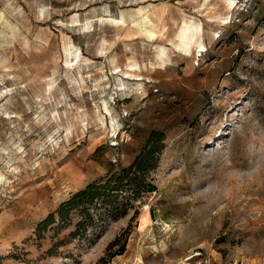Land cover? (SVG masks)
Returning a JSON list of instances; mask_svg holds the SVG:
<instances>
[{"label":"rangeland","instance_id":"rangeland-1","mask_svg":"<svg viewBox=\"0 0 264 264\" xmlns=\"http://www.w3.org/2000/svg\"><path fill=\"white\" fill-rule=\"evenodd\" d=\"M148 141L156 190L47 254L38 221ZM202 254L264 264V0H0V264Z\"/></svg>","mask_w":264,"mask_h":264},{"label":"trees","instance_id":"trees-1","mask_svg":"<svg viewBox=\"0 0 264 264\" xmlns=\"http://www.w3.org/2000/svg\"><path fill=\"white\" fill-rule=\"evenodd\" d=\"M160 147L148 141L126 166L116 170L100 182H91L74 191L58 207L38 221L34 235L37 240L47 237L56 238L53 247L64 243L59 232L66 226L73 229L70 237L83 236L89 228L97 226L108 219H117L132 208L133 201H138L145 193L156 190L152 181L151 170L157 165ZM68 238V237H67ZM105 257L96 262L100 264Z\"/></svg>","mask_w":264,"mask_h":264},{"label":"bare ground","instance_id":"bare-ground-1","mask_svg":"<svg viewBox=\"0 0 264 264\" xmlns=\"http://www.w3.org/2000/svg\"><path fill=\"white\" fill-rule=\"evenodd\" d=\"M194 28L197 29L198 27H194ZM146 31H147V29H146ZM190 31H191V30H190ZM190 31H189V29H185V28H183L182 31H181V34L184 35L185 33H188V32H190ZM148 32H149V31H148ZM150 32H151V31H150ZM151 33H152V32H151ZM191 33H192V32H191ZM185 35H186V34H185ZM188 36H189V35H188ZM192 36H193V35H192ZM185 38H186V37H185ZM191 38H192V37H191ZM191 38H190V39H191ZM180 39H181V38H180ZM181 41L184 42V43L187 45V46H186L187 51H190V43H191V42H190V43H189V42H185L186 39H185V41H184V38H183ZM179 42H180V41H179ZM185 44H183V45L185 46ZM180 46H181V45H180ZM185 51H186V50H185ZM126 74H127V73H126ZM146 218H147V217H145V219H146ZM141 219H142V218H141ZM186 257H187V256H186Z\"/></svg>","mask_w":264,"mask_h":264},{"label":"built area","instance_id":"built-area-1","mask_svg":"<svg viewBox=\"0 0 264 264\" xmlns=\"http://www.w3.org/2000/svg\"><path fill=\"white\" fill-rule=\"evenodd\" d=\"M200 260H201V262H200L201 264H211L210 258L205 254H202Z\"/></svg>","mask_w":264,"mask_h":264}]
</instances>
